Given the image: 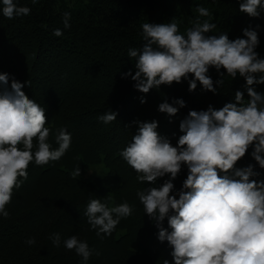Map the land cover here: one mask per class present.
Wrapping results in <instances>:
<instances>
[{
    "label": "trees",
    "instance_id": "obj_1",
    "mask_svg": "<svg viewBox=\"0 0 264 264\" xmlns=\"http://www.w3.org/2000/svg\"><path fill=\"white\" fill-rule=\"evenodd\" d=\"M18 2L30 7L31 13L9 20L0 12V74H8L9 87L13 78L24 84L22 91L45 108V126L50 129L53 148L58 147L54 138L61 128L67 129L72 139L60 160L44 166L33 161L28 179L13 190L11 203L6 206L9 216H0V264H163L164 260L174 264L172 248L167 241H159L158 229L137 196L138 191L159 187L170 177L158 178L155 185L141 183L120 153L132 142L138 122L157 121L158 133L177 146L184 134L180 122L190 111H206L209 106L218 110L226 103H235L236 91L243 92L245 100L250 98L243 77L232 79L226 70L217 72L214 67L209 68L208 75L217 88L215 94L204 90L199 82L190 92L191 74L180 83L141 93L134 88L135 81L124 76L136 72L135 61L127 56L128 49L143 47V23L174 20L184 34L199 16L196 7L203 6L217 25L208 35L223 32L230 40L246 39L243 30L251 28L258 32L255 51L259 54L264 50V13L258 18L242 13L239 8L243 0ZM65 12L71 13L68 29L63 24ZM55 29L63 35L54 36ZM221 73L225 75L224 84L217 85ZM252 87L264 94V84ZM142 98L145 103H141ZM177 99L185 101V107L175 104ZM165 101L179 109L175 116L158 111ZM110 109L118 113L117 120L104 124L98 117ZM253 150L250 146L235 168L252 165L259 175L250 179L264 181V169L252 157ZM99 165L106 169L103 176L82 177ZM78 166L81 175L74 179L71 172ZM187 174V167L182 166L172 181V194L181 190ZM92 199H100L110 207L127 202L133 211L120 220L111 235L97 236L84 215ZM163 224L170 232L167 218ZM54 233L60 234L59 247L50 239ZM73 235L88 243L92 255L87 262L75 250L65 248L64 241ZM33 238L35 243L28 245L26 241Z\"/></svg>",
    "mask_w": 264,
    "mask_h": 264
},
{
    "label": "clouds",
    "instance_id": "obj_2",
    "mask_svg": "<svg viewBox=\"0 0 264 264\" xmlns=\"http://www.w3.org/2000/svg\"><path fill=\"white\" fill-rule=\"evenodd\" d=\"M37 2L31 0L33 5ZM0 5V12L9 20L31 13V8L21 6L18 0H0ZM239 10L258 18L264 13V0H243ZM196 12L199 16L184 34L174 20L143 23V47H132L127 52L135 61V75L129 71L124 76H130L135 81L134 88L147 94L161 85L180 83L191 74L190 92L199 82L204 90L215 94L217 88L208 75L209 68L214 67L217 72L223 68L232 79L237 75L245 79L250 99L245 100L244 93L236 91L235 103H226L218 110L209 106L206 111H190L180 122L184 134L177 146L158 133L157 121L138 122V131L120 155L141 183L155 185L158 178L170 177L159 187L138 191L137 196L158 229L159 241H167L172 248L174 264H264V181L250 179L259 175L252 165L235 168L252 146V157L264 169V94L252 87L264 84V58L255 51L258 32L246 28V39L235 40L223 32L208 35L217 27L212 13L203 6L196 7ZM70 20L71 13L65 12V29L71 27ZM53 35L60 37L63 32L55 29ZM256 74H260L258 79ZM221 76L217 85L224 84L225 75ZM23 87L14 78L9 87L8 74H0V216L4 218L9 216L6 206L11 203L13 190L28 179L29 165L33 161L37 166L56 162L71 146V133L61 128L54 138L58 147H52L50 129L45 126V108L29 99ZM145 102L142 98L141 103ZM174 103L185 107L182 99ZM178 110L167 101L158 106L159 112L170 117ZM117 116L110 109L98 119L110 124ZM182 166L187 167V178L181 190L172 194V181ZM80 175L79 166L71 172L74 179ZM132 211L127 202L110 207L100 199H92L84 215L96 235L101 236L111 235L120 220ZM166 218L170 232L163 224ZM50 239L54 246H60L59 233ZM26 243L33 245L35 239ZM64 246L75 250L84 262L92 255L88 243L75 235L66 239ZM163 264L169 262L164 260Z\"/></svg>",
    "mask_w": 264,
    "mask_h": 264
},
{
    "label": "rangeland",
    "instance_id": "obj_3",
    "mask_svg": "<svg viewBox=\"0 0 264 264\" xmlns=\"http://www.w3.org/2000/svg\"><path fill=\"white\" fill-rule=\"evenodd\" d=\"M259 58H264V50H260ZM105 173L106 169L102 167V165H99L93 169L87 170L82 177L85 179H92L94 177L103 176Z\"/></svg>",
    "mask_w": 264,
    "mask_h": 264
}]
</instances>
